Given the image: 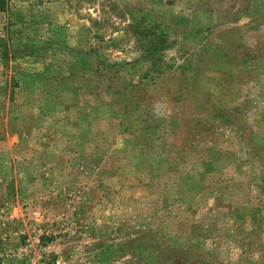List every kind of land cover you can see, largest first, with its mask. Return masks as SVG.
Masks as SVG:
<instances>
[{"label": "rangeland", "instance_id": "374dc122", "mask_svg": "<svg viewBox=\"0 0 264 264\" xmlns=\"http://www.w3.org/2000/svg\"><path fill=\"white\" fill-rule=\"evenodd\" d=\"M1 1L0 264H264V0Z\"/></svg>", "mask_w": 264, "mask_h": 264}, {"label": "trees", "instance_id": "16d2710c", "mask_svg": "<svg viewBox=\"0 0 264 264\" xmlns=\"http://www.w3.org/2000/svg\"><path fill=\"white\" fill-rule=\"evenodd\" d=\"M0 2H1L0 3V10H4V8H5L4 3L1 0H0ZM163 42H164V38L163 37L161 38L160 35H156L155 38L152 39L150 48H148V49L151 50L152 47L153 48L160 47Z\"/></svg>", "mask_w": 264, "mask_h": 264}]
</instances>
